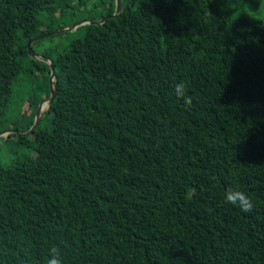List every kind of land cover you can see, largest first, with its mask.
Wrapping results in <instances>:
<instances>
[{"label":"trees","instance_id":"16d2710c","mask_svg":"<svg viewBox=\"0 0 264 264\" xmlns=\"http://www.w3.org/2000/svg\"><path fill=\"white\" fill-rule=\"evenodd\" d=\"M121 2L0 0V133L18 131L0 137V264L53 246L64 264H264V21L226 0Z\"/></svg>","mask_w":264,"mask_h":264},{"label":"rangeland","instance_id":"374dc122","mask_svg":"<svg viewBox=\"0 0 264 264\" xmlns=\"http://www.w3.org/2000/svg\"><path fill=\"white\" fill-rule=\"evenodd\" d=\"M226 1L228 5L233 9L236 15H247L251 18L261 19L264 21V0H226ZM104 11L105 10H103V12ZM99 13L100 11L98 10L94 12L92 16L98 17ZM64 40L65 39L60 36L46 38L38 42L37 46H35V50H37L38 51L37 53L40 54L46 48L53 47L57 44L63 43ZM48 63L50 64L49 61ZM42 110L44 113L48 111L47 102L43 103ZM1 155L3 157L4 164H8L11 162V159L7 156L6 150L4 148L1 150Z\"/></svg>","mask_w":264,"mask_h":264},{"label":"clouds","instance_id":"9594fccd","mask_svg":"<svg viewBox=\"0 0 264 264\" xmlns=\"http://www.w3.org/2000/svg\"><path fill=\"white\" fill-rule=\"evenodd\" d=\"M186 84L184 82L177 83L174 92L177 98L184 99L186 105L191 104V97L186 95ZM225 203L239 208L242 212L250 213L253 210V203L250 197L243 191L235 188H228L224 195ZM46 264H64L60 249L53 246L49 249Z\"/></svg>","mask_w":264,"mask_h":264},{"label":"water","instance_id":"95a60500","mask_svg":"<svg viewBox=\"0 0 264 264\" xmlns=\"http://www.w3.org/2000/svg\"><path fill=\"white\" fill-rule=\"evenodd\" d=\"M123 10V6H122V2L121 0H117V7H116V13L112 16H108V17H115L117 16L118 14H120V12ZM107 17V18H108ZM107 18H104L102 20H99V21H80L76 24H74L72 27L70 28H66V29H63V30H59V31H56L54 33H50V34H46V35H41V36H38V37H35L33 39H31L29 42H28V49H29V55L35 59H43L41 55H38L36 54V52L33 50L32 48V45L37 42V41H40V40H43V39H46V38H49V37H52L60 32H70V31H74L76 30L77 28L81 27V26H84L86 24H102L106 21ZM54 78H55V69L52 67V76H51V79H50V86H51V97L50 99L47 101L48 103V109L49 107H51L52 103L54 102L55 100V97H56V92L54 90ZM43 110H42V104L40 105V108L37 112V115H36V120H35V126L39 123V120L41 118V116L43 115ZM34 126V127H35ZM33 127V128H34ZM12 132H18V131H14V130H9V131H6V132H3V133H0V137H7L9 136L10 133Z\"/></svg>","mask_w":264,"mask_h":264},{"label":"flooded vegetation","instance_id":"af4514ba","mask_svg":"<svg viewBox=\"0 0 264 264\" xmlns=\"http://www.w3.org/2000/svg\"><path fill=\"white\" fill-rule=\"evenodd\" d=\"M42 56V58L43 59H39L40 61H46L45 60V58H44V56L43 55H41ZM49 100V99H48ZM48 100H44V101H42L39 105H38V108H37V110H36V114H37V112H38V110H39V108H40V105L42 104L43 105V103H45V102H47ZM31 102H30V104H29V106L31 107V106H33V104H34V102H35V95L33 96V101L32 100H30Z\"/></svg>","mask_w":264,"mask_h":264}]
</instances>
